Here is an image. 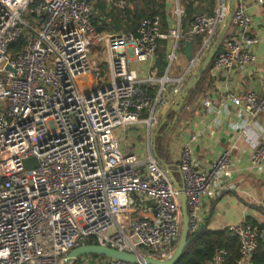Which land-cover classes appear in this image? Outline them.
Listing matches in <instances>:
<instances>
[{
	"label": "built area",
	"instance_id": "2783aa9c",
	"mask_svg": "<svg viewBox=\"0 0 264 264\" xmlns=\"http://www.w3.org/2000/svg\"><path fill=\"white\" fill-rule=\"evenodd\" d=\"M104 1L118 11L130 2ZM255 4L264 28V0ZM228 12L227 0H217L214 15L195 14L186 31L169 28L164 76L141 79L132 66L154 59L162 36L158 15L143 19L135 33H105L95 28L92 0H0V264H59L73 249L92 244L158 261L171 256L181 229L177 192L153 155L140 160L124 154L117 134L139 121L148 131L157 126L169 102L168 87L175 98ZM250 32L251 18L236 6L212 68L231 72L254 65L258 41ZM196 36L201 43L185 75L170 79L182 40ZM96 48L107 55L106 79L91 78L97 65L89 54ZM260 87V96L254 91L225 96L236 118L230 127L251 147V165L258 171L264 168V140L250 134L264 113V79ZM191 142L182 148L177 168L188 234L194 236L202 200L215 188L230 189L225 178L234 146L202 171L192 164ZM30 158L37 166L26 169L23 162ZM227 231L238 241L239 259L230 263L229 252L220 249L206 264L248 263L260 232L244 222ZM75 264L132 263L83 256Z\"/></svg>",
	"mask_w": 264,
	"mask_h": 264
},
{
	"label": "crops",
	"instance_id": "0c3cea01",
	"mask_svg": "<svg viewBox=\"0 0 264 264\" xmlns=\"http://www.w3.org/2000/svg\"><path fill=\"white\" fill-rule=\"evenodd\" d=\"M92 0V8H93ZM161 1V0H160ZM104 11L101 17L94 13L93 19L101 18L102 22H110L118 17L120 22L123 12L110 10L106 7L104 0H97ZM162 15H158L162 22V36L158 39L155 57L149 64L132 67L141 79L152 76L161 78L166 72V67L160 71L157 67L159 54L165 56L167 52V30L179 25L182 31H186L192 17L197 13L214 15L217 8V0H163ZM130 5V2H129ZM236 6L244 8L245 13L251 18V35L258 43L253 52L256 56L254 65L243 69H234L231 72L213 69L212 66L198 81L193 96H187L185 104L181 107L174 125L170 123L173 117L169 115L170 108L175 101L170 95V86L166 96L169 102L158 115V124L148 131L146 124L139 121L127 128L125 132L118 133L117 138L120 148L124 154H135L140 160H144L148 154L154 156L157 162L164 161L170 165L177 182H181V176L177 173L178 162L182 148L192 139V164L196 169L205 171L210 164L227 148L234 146L230 153L231 168L226 183L230 189L219 191L214 189L212 196L202 200L200 208V231L220 232L226 231L232 225L247 223L257 226L264 221V168L260 171L251 165L252 149L239 134L234 132L230 124L235 122L234 107L225 100L227 93L239 95L248 91H254L259 96L263 94L260 81L264 79V28L261 26V10L256 6L255 0H236ZM129 7V6H128ZM127 7V8H128ZM126 8V9H127ZM180 11V17L176 11ZM124 11V10H123ZM110 12H117L110 17ZM105 33H110L104 31ZM193 51H196L201 43V37L192 39ZM187 38L182 40V46L178 52L177 63L168 72L170 79H180L187 71V61L183 56V46ZM165 42V43H162ZM102 48L90 51V60L97 65L96 72L91 78H105L107 75V59L102 60ZM195 71V70H194ZM193 71V72H194ZM188 73L184 78V84L193 74ZM106 80L100 81L103 86ZM155 90V86L151 87ZM154 94V91L152 92ZM205 101L211 103L210 107L204 105ZM163 118L166 119L165 126H160ZM145 115L141 116V120ZM170 124V127H167ZM252 137L264 140V113H262L251 127ZM260 236H261V230Z\"/></svg>",
	"mask_w": 264,
	"mask_h": 264
},
{
	"label": "water",
	"instance_id": "95a60500",
	"mask_svg": "<svg viewBox=\"0 0 264 264\" xmlns=\"http://www.w3.org/2000/svg\"><path fill=\"white\" fill-rule=\"evenodd\" d=\"M227 2H228L229 12L226 16L223 26L219 30L214 40L213 45L211 46L210 50L208 51L207 55L205 56L203 61L200 63L198 68L193 72V74L185 82L181 91L176 96L175 101L173 102L170 108V112L174 113L173 121L170 123L171 125H174L181 107L185 104V100L188 96V92L190 90L195 89L196 84L198 83L200 78L204 75V73L207 71L213 58L215 57L216 53L218 52L221 46V43L225 37V34L227 33L231 25L232 11L236 7V0H227ZM192 45H193L192 40H188L182 48L183 56L187 62H189L192 58V54H193ZM165 122H166V119L163 118L162 122L160 123V126H162ZM170 124H167V127H170ZM159 162L162 168L166 171V173L170 177L172 181V185L177 192L180 211H181L180 235H179L176 248L171 254V256L167 260L158 261L150 257H144V256L137 257L134 254H127L119 250H114V249L92 244V245L79 246L73 249L71 252H69L66 256L62 258L59 264H75L77 259L83 256H99V257H104L108 259L125 261V262H129L132 264H175L181 258L183 251L185 250L187 245L190 243L191 239L195 237L197 234L191 237L188 234V214H187V206H186V197L184 194L182 181L180 183L176 181L174 174H173L174 172L171 170L170 165H168L162 160H159ZM23 165L26 169H32L37 166V162L35 159L30 158V159L25 160L23 162ZM177 173L180 175L179 170H177ZM262 214L264 216V210ZM259 229L261 230L260 239L264 244V221L259 224Z\"/></svg>",
	"mask_w": 264,
	"mask_h": 264
},
{
	"label": "trees",
	"instance_id": "16d2710c",
	"mask_svg": "<svg viewBox=\"0 0 264 264\" xmlns=\"http://www.w3.org/2000/svg\"><path fill=\"white\" fill-rule=\"evenodd\" d=\"M161 1L130 0L129 7L124 11H121L123 12V18H121V22L120 19L117 17L113 21L102 22L98 26L97 22H100L101 20V18H99L94 21L95 28L98 32L107 31L110 33H135L139 23L143 19H146L152 15H162L161 13L164 7ZM93 8L94 13L98 14V16L101 17L104 8L97 3V0L93 1ZM21 46L22 41L16 44L13 48L17 50L21 48ZM157 67L160 71H163L166 67L165 56L162 53L159 54ZM210 67L211 64L208 69ZM196 88L197 85L194 90H190L188 92L189 97L194 95ZM169 115L173 117L174 113L169 112ZM165 125L166 124H163V126ZM255 227L257 228V226ZM220 249H225L229 252L230 263L235 262L240 257L238 241L237 239L230 237L227 230L220 232H210L204 230L191 239L190 243L183 251L181 258L175 264H206L208 261L211 260L214 253ZM94 257L97 258L99 256ZM247 264H264V244L260 238L258 240L257 248L254 253L250 256Z\"/></svg>",
	"mask_w": 264,
	"mask_h": 264
},
{
	"label": "rangeland",
	"instance_id": "374dc122",
	"mask_svg": "<svg viewBox=\"0 0 264 264\" xmlns=\"http://www.w3.org/2000/svg\"><path fill=\"white\" fill-rule=\"evenodd\" d=\"M111 14L109 15L110 17H114V16H116L117 14H119V13H117V12H110ZM95 18H96V20H97V15H95L94 16ZM111 20H114L113 18H111ZM97 25L99 26L100 24L97 22ZM178 56L180 57V55L178 54ZM100 58L104 61V60H106L107 59V55H106V53H104L103 55L101 54L100 55ZM177 63V62H176ZM175 63V64H176ZM92 257H94V256H92ZM94 258H96V257H94Z\"/></svg>",
	"mask_w": 264,
	"mask_h": 264
}]
</instances>
